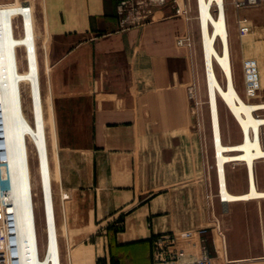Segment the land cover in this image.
<instances>
[{"label":"crops","instance_id":"obj_1","mask_svg":"<svg viewBox=\"0 0 264 264\" xmlns=\"http://www.w3.org/2000/svg\"><path fill=\"white\" fill-rule=\"evenodd\" d=\"M118 1L0 0V119L15 217L12 264H62L61 257L63 264H152L154 236L190 230L203 231L211 264H264V198L222 203L218 171L217 193L206 169L188 95L192 54L177 44L185 36L184 20L168 0L143 25L122 29ZM18 18L19 38L13 29ZM21 49L25 71L18 64ZM201 54L206 83L202 43ZM25 85L31 123L20 100ZM209 116L214 138L210 106ZM27 142L37 156L42 255ZM260 163L255 180L264 191ZM249 175L246 168L236 184V174L225 173L226 191L246 195Z\"/></svg>","mask_w":264,"mask_h":264},{"label":"rangeland","instance_id":"obj_2","mask_svg":"<svg viewBox=\"0 0 264 264\" xmlns=\"http://www.w3.org/2000/svg\"><path fill=\"white\" fill-rule=\"evenodd\" d=\"M240 0L235 2L234 0H226V9L227 12L224 11L221 14H206L201 15L199 10L204 8L209 9L210 3L207 0H203V2H199L197 0H177L178 6L183 9L184 14L181 16L186 25V32H185V39H186V47L190 50L193 59V71H194V80L192 81L190 88L192 92L191 102L192 107L195 115L196 123L200 127V133L202 136V140L204 143V153L206 156V169L213 175L214 180L216 182L217 188V165L215 166V159H214V147L221 145L223 147L230 148L226 152L227 156H235L241 152L233 153L231 151L232 147L239 146L246 142L247 133L242 129H239L237 123H239L233 115L230 113L229 110L226 109L224 102L219 98V126L220 135L219 138H213L211 132V120L209 116V102L208 98L206 97V90H207V83H205L204 78V71H203V63H202V54H201V43H202V28L206 27L208 33L211 35L214 31V27L212 25L213 20H220L224 26V28L229 33L232 43L233 49L235 52L236 59L233 62V71L236 77V88L239 94V97L242 101L247 104L257 106L256 110L254 111V116L260 121H264V89L258 91L255 98L249 99L246 97L244 82H243V67L242 61L248 58H254L258 62L259 71L264 74V0H258L257 3L253 6H245L239 4ZM19 5V4H18ZM204 7V8H203ZM32 12V9H31ZM180 17V16H179ZM180 17V18H181ZM241 20H246L251 25V32L244 36L240 37L238 34V22ZM20 18L15 19L13 21V29L15 33V37H22V29L20 25ZM36 46H38V41L35 36ZM214 46L217 48L218 51L221 49L220 41L218 35L215 37ZM38 49V47H37ZM25 52L24 49H21L17 53L18 57V64L21 71H25ZM38 59H39V74L41 85L43 88V77H44V65L42 64V50L38 49ZM216 74L218 80L222 79L221 72L218 67L215 65ZM260 72V73H261ZM261 75V74H260ZM22 96L20 98L22 104H24L25 108L27 109L26 117L29 122H32V117L30 112L28 111L29 108L32 106V101L30 99V94L28 92V86L25 85L24 87L21 86ZM259 125L260 128L258 129V133L254 140L256 141H263L264 135H262L264 131V124ZM249 136L253 139L254 135L252 133V129L249 130ZM27 154H28V167L29 172L32 175L31 181L29 183V188L32 195V201L34 204V217H35V230L38 233V240L40 245V254H43L44 249V221L42 216V207L40 201V193L39 189V182L37 180L38 177V166H37V156L34 153L33 146L31 142H27ZM234 143V144H233ZM264 149V146L262 147ZM230 158V157H229ZM234 161V163H231ZM264 163V158H253L252 165L247 164L245 160H226L224 162V172L228 175L229 171L234 172L236 177L234 179V183H239L238 175L248 169L249 178H248V186L249 192L255 189L259 193H264V191H260L257 189L256 180H255V167L258 163ZM261 164V163H260ZM251 165V170H250ZM218 171V170H217ZM247 173V172H246ZM253 175H252V174ZM222 176L223 174L220 173ZM252 176V177H251ZM225 178L223 177V182ZM225 183V182H224ZM7 184L9 188L8 182V175H7ZM218 193V188L216 189ZM246 193V194H249ZM65 195V194H64ZM66 198V196H64ZM218 197V194H217ZM263 197L257 198H250V199H259ZM63 243V242H62ZM12 259H8L11 261ZM61 263L62 257H61Z\"/></svg>","mask_w":264,"mask_h":264},{"label":"built area","instance_id":"obj_3","mask_svg":"<svg viewBox=\"0 0 264 264\" xmlns=\"http://www.w3.org/2000/svg\"><path fill=\"white\" fill-rule=\"evenodd\" d=\"M168 0H119L117 14L122 29L143 25L152 15L153 9L166 5ZM258 0H240L239 4L253 6ZM176 16L184 14L177 0H170ZM238 4V2H237ZM251 32V25L246 20L238 22V34L242 38ZM185 36L177 41L179 46H186ZM244 88L246 97L255 98L263 89L258 62L254 58L242 61ZM191 99V88L188 89ZM15 217L9 199L7 184V159L3 125L0 119V264H12L11 257L15 233ZM152 264H211L209 247L203 238V231H183L156 235L152 238ZM8 259H12L8 263Z\"/></svg>","mask_w":264,"mask_h":264},{"label":"bare ground","instance_id":"obj_4","mask_svg":"<svg viewBox=\"0 0 264 264\" xmlns=\"http://www.w3.org/2000/svg\"><path fill=\"white\" fill-rule=\"evenodd\" d=\"M200 2V0H197ZM210 3V8H204L199 10L201 15L206 14H214L219 15L222 12L226 11V0H207ZM237 2V0H234ZM203 2V0H202ZM212 25L214 27L213 33L211 35L208 33L206 27L202 28V47L203 53L205 54V65H206V80H207V97L209 106L212 112V120L214 122V135L215 138L218 139L220 135V131L218 128V121H219V103L220 99L224 102L226 109L230 111L233 117L240 123L242 126V130L247 133L246 142L239 146L232 147L231 151H239L241 153L236 154L231 158V156H227L226 152L230 150V148L223 147L218 145L216 148V165L219 175V182H220V195L222 198V203H226L227 201H231L240 197L244 198H257L263 197L264 193H259L255 187L249 194L236 197L233 194H230L226 191L225 180L224 182L223 177L225 178L224 172V162L226 160H245L247 164L252 165V159L254 158H264V149L262 150L261 146H264V139L263 141H255L258 129L260 128L261 122L264 124V121H260L254 116V111L256 110L257 106L250 105L245 103L239 97L237 88H236V77L233 71V62L236 59V54L233 49V43L231 37L227 30L224 28L222 22L220 20L212 21ZM218 35L221 49L220 51L214 46V39ZM215 65L221 72L222 79L218 80L216 74ZM264 68V67H263ZM261 72V71H260ZM243 79H244V72ZM261 74V85L264 89V74L263 70ZM264 107V106H261ZM252 129V133L254 135L253 139L249 136V130ZM264 135V131L262 133ZM258 137V136H257ZM46 138L49 139V132H46ZM230 157V158H229ZM250 165V170H251ZM47 173L49 176V185L53 189L52 181V168L50 164V159L47 163ZM223 174L222 176L220 175ZM252 174V173H251ZM253 175V174H252ZM252 177V176H251Z\"/></svg>","mask_w":264,"mask_h":264}]
</instances>
